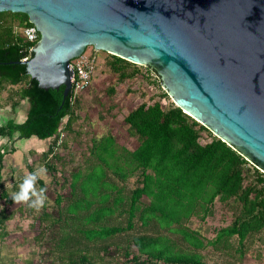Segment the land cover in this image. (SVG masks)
Instances as JSON below:
<instances>
[{"label": "trees", "instance_id": "obj_1", "mask_svg": "<svg viewBox=\"0 0 264 264\" xmlns=\"http://www.w3.org/2000/svg\"><path fill=\"white\" fill-rule=\"evenodd\" d=\"M30 24L25 13L0 11V91L7 85L20 84L17 94L28 102L24 120L0 125V137L11 139L17 132L18 138L49 139L41 155L45 165L53 169L47 156L60 159L53 151L59 134H76L74 105L78 98L74 103L69 95L63 100L62 85L57 89L40 87L26 72L25 64L19 62L33 55L29 48L36 42H28L21 33ZM110 56L108 65L120 80L137 71V67L131 73L126 71L137 64ZM147 70L159 78L154 69L147 66ZM162 94L166 96L167 92ZM123 120L137 145L132 149L118 145L111 134L93 140L90 167H78L71 173L70 198L63 206L61 197L56 196L57 216L53 217L44 205L39 221L51 220L55 225L62 220L73 225L74 233L88 242L105 240L136 226L151 231L128 236L121 252L123 259L118 261L105 259L88 246L81 248L73 233L62 230L55 245L61 249L56 255L58 264H212L201 251L207 247L228 249L234 240L235 251L242 257L246 240L264 229V173L175 104L164 107L160 100L143 101ZM201 131L211 138L202 142ZM62 142L65 144V140ZM6 147L0 151V166L4 155L15 150L11 145ZM98 166L100 174L95 176ZM29 172L33 170L29 168ZM110 173L121 184L133 178L127 196L122 194L123 184L109 179ZM38 182L44 188V182ZM0 188L4 202H13L1 182ZM216 200L229 206L231 216L211 238H205L186 222L193 217L204 220L213 212ZM121 215H125V224L109 223ZM10 217L0 210V230ZM3 234L0 232V236ZM172 235L179 236L184 245Z\"/></svg>", "mask_w": 264, "mask_h": 264}, {"label": "water", "instance_id": "obj_2", "mask_svg": "<svg viewBox=\"0 0 264 264\" xmlns=\"http://www.w3.org/2000/svg\"><path fill=\"white\" fill-rule=\"evenodd\" d=\"M39 32L19 62L42 88L70 90L89 45L159 75L183 112L264 173V0H0ZM157 76V75H156Z\"/></svg>", "mask_w": 264, "mask_h": 264}, {"label": "rangeland", "instance_id": "obj_3", "mask_svg": "<svg viewBox=\"0 0 264 264\" xmlns=\"http://www.w3.org/2000/svg\"><path fill=\"white\" fill-rule=\"evenodd\" d=\"M85 50L89 52L93 50V47L89 45ZM96 54V70L91 78V84L79 94L77 103L74 105L77 119L73 127L76 134L66 135L65 132H61L55 145H53V151L60 156V159L51 157V154L47 156L48 159H52L54 168L50 169L45 165L41 154L36 158L32 152L26 153L27 151H25L23 153L19 147L14 154L16 160L14 158L15 161H13L12 157L6 155L5 164L0 170V182L10 195L19 190V185L30 173L29 168L33 172L41 167L46 169L37 179L36 188L41 189L39 179L44 182L43 189H45V196L47 197L44 205L53 217L57 216L59 208L56 203V196L61 197L60 205L63 206L70 198L69 181L71 173L78 167L81 169L90 167L89 147L93 140L96 141L104 135L111 134L118 145L132 149L137 143L127 132V125L123 120L126 113L143 101L160 100L164 107L174 104L170 95L162 94L164 90L158 77L154 72H149L146 65L128 66L126 71L129 73L133 67H137V71L124 80H120L118 74L113 72L108 65V61L111 59L110 53L97 50ZM19 87L20 84L7 85L5 89L0 91V104L7 105L16 101L17 106L19 104V111L22 110V114H24L27 102L26 99H20L17 94L16 90ZM21 105L24 106L20 108ZM17 115H11L9 110L4 109L0 124L11 120L19 122L20 119ZM14 136L17 137V132ZM201 137L202 142L211 138L205 131H201ZM17 139H15L16 141L10 139L3 142L4 140L0 138V151L6 150L5 147L8 148L11 143H21L22 146L26 138ZM62 140H65V144ZM100 170L101 168L98 166L94 173L95 176L100 174ZM108 177L121 186L123 184V195L127 196L130 193L133 178L121 184L111 173ZM0 210L11 215L5 221L4 228L0 230V232H4L0 236V264H58L56 255L61 253V249L55 245L57 238L62 235V230L73 233L74 239H78V245L81 248L88 246V249L94 253H100L105 259L119 261L123 259L121 252L128 236L151 231V229L147 230L136 226L132 230L117 233L105 240L88 242L79 234L74 233L75 227L73 225L64 224L62 220L55 225L51 223V220L40 222L39 215L42 208L37 211L30 208L27 203H5L4 198L0 196ZM230 211L229 206L216 200L213 205V212L209 216L204 220L193 217L186 224L197 230L203 237L211 238L218 227L229 221ZM117 222L125 224V215L109 221V223ZM172 236L181 245H184L179 236ZM103 246L105 250H102ZM235 247L236 241L234 240L231 248L213 249L207 247L201 252L204 259L212 264H264V229L246 240V251L242 257H239Z\"/></svg>", "mask_w": 264, "mask_h": 264}, {"label": "built area", "instance_id": "obj_4", "mask_svg": "<svg viewBox=\"0 0 264 264\" xmlns=\"http://www.w3.org/2000/svg\"><path fill=\"white\" fill-rule=\"evenodd\" d=\"M23 37L30 43H35L39 39V32L33 24L26 25L21 29ZM32 51V46L29 48ZM97 50H84L78 56L70 60L72 76L70 77L69 99L74 103L80 93H82L90 84L91 78L96 70ZM27 59V58H23Z\"/></svg>", "mask_w": 264, "mask_h": 264}, {"label": "crops", "instance_id": "obj_5", "mask_svg": "<svg viewBox=\"0 0 264 264\" xmlns=\"http://www.w3.org/2000/svg\"><path fill=\"white\" fill-rule=\"evenodd\" d=\"M25 100V99H24ZM26 102H27V100H25ZM15 103V104H14ZM11 105V106H10ZM24 105H21V107L20 108H22ZM4 109L5 110H9L10 111V113H11V115H15V114H18L17 116L19 117V119H20V121L19 122H21V121H23L24 120V118H25V116H26V111H27V109H28V102H27V106H26V108H25V112H24V114H22V110H20L19 111V104H18V106H17V103H16V101L15 102H11V103H9V104H7V105H1L0 104V119L2 118L1 117V115L3 114V112H4ZM18 109V110H17ZM8 122V121H7ZM6 122V123H7ZM18 121H17V123H19ZM6 123H4V124H6ZM4 124H0V125H4ZM15 134V133H14ZM18 135V134H17ZM0 138H2L3 140V142H6L7 140H10L9 138H7V137H0ZM18 137H15V136H13V138H11L12 140H15V139H17ZM19 139H21V138H18L17 140H19ZM23 139V138H22ZM16 141V140H15ZM1 142V141H0ZM49 142H50V140L49 139H40V138H38V137H36V136H30V137H28V138H26L25 139V142L22 144V146H21V143L19 144V143H11V146H13L14 148H15V150H14V152L11 154V155H9V157H12L13 158V161H15L16 160V158H15V156H14V154H16V151L19 149V147H20V149H21V151L24 153L25 151H27L26 153H29V152H32V154H33V156H35L36 158L39 156V154H42V152H44L45 150H47V148H48V145H49ZM6 155L8 156V154H5L4 155V158H3V161H1V166H0V170L3 168V166H4V159L6 158ZM14 158H15V160H14Z\"/></svg>", "mask_w": 264, "mask_h": 264}, {"label": "clouds", "instance_id": "obj_6", "mask_svg": "<svg viewBox=\"0 0 264 264\" xmlns=\"http://www.w3.org/2000/svg\"><path fill=\"white\" fill-rule=\"evenodd\" d=\"M46 169L41 167L37 171L29 173L19 185V190L12 193V201L16 203H27L30 208L39 211L44 206V202L47 199L45 196V189H37L36 182L41 173H44Z\"/></svg>", "mask_w": 264, "mask_h": 264}]
</instances>
